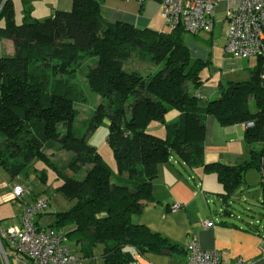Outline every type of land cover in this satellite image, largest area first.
Instances as JSON below:
<instances>
[{
	"label": "trees",
	"instance_id": "1",
	"mask_svg": "<svg viewBox=\"0 0 264 264\" xmlns=\"http://www.w3.org/2000/svg\"><path fill=\"white\" fill-rule=\"evenodd\" d=\"M103 1L72 0L71 9H54L44 20L25 10L21 23L14 19L13 1L2 3L0 41L11 40L13 51L0 54V168L13 179L34 159L48 164L59 180L58 191L74 201L56 211L49 226L69 228L66 235L80 244L84 257L101 246L105 264H124L133 251L178 248L135 218L155 201L152 183L160 162L175 156L189 168L216 173L224 197L244 183L249 168L264 179V57H255L247 80L221 83L217 96L203 100L194 89L203 82L201 71L209 60L191 57L185 31L109 21L100 12ZM133 55L157 69L125 68ZM83 58L85 80L100 101L79 119L77 104L85 92L77 76ZM172 109L179 114L166 121ZM208 114L223 126L253 122L244 131L247 160L204 161ZM103 120L117 171L89 141ZM152 121L163 125L164 135L148 129ZM47 149L71 156L59 164Z\"/></svg>",
	"mask_w": 264,
	"mask_h": 264
},
{
	"label": "crops",
	"instance_id": "2",
	"mask_svg": "<svg viewBox=\"0 0 264 264\" xmlns=\"http://www.w3.org/2000/svg\"><path fill=\"white\" fill-rule=\"evenodd\" d=\"M23 3L24 11L28 10L31 17H34L32 9L37 7L48 16L54 9L69 10L72 7V0H23ZM100 12L109 21H123L138 28L163 30L164 21L158 0H144L142 3L135 0H104ZM222 19L225 20L222 32L225 42L227 21L224 16L220 17V20ZM215 21L214 15V25ZM213 31L214 26L208 33L212 35ZM6 40L12 45L11 40ZM207 40L210 43L212 37ZM224 42L221 47L217 44L207 47L191 40L185 41L192 58L209 60L208 66L201 72L203 82L194 89L203 100L217 96L219 84L237 81L232 77L246 68H249L250 76V70L255 65L250 57L238 58L226 53ZM178 114L177 110L172 109L165 114V120L173 121ZM155 122L152 121L148 129L158 135H164L163 125ZM244 131L242 123L223 126L213 115L208 114L203 131L204 161H220L233 165L247 160L250 157V146L244 140ZM157 169V176L152 183L155 201L146 204L135 218L150 230L167 237L169 241L177 244L178 248L169 252L144 254L133 251V258L124 264H184L190 239L197 240L203 249L217 250L221 258L229 264H264V179L260 171L249 168L245 172L244 183L230 196L224 197L223 186L214 172H205L202 167L189 168L175 156L160 162ZM6 178L5 175L0 189L11 184L6 182ZM16 186L20 184H12V190ZM12 190L0 193V233L8 226L19 225L22 210L36 198L25 200L24 194L13 197ZM249 198L253 202L250 203ZM241 199L246 206L239 211L233 204ZM8 200H11V209L8 208L10 212H4L2 204ZM211 202L213 205H210ZM174 203L180 206L173 209ZM255 206L262 210H256ZM46 211L34 219L35 223L43 228L47 227L40 222ZM9 215L11 219L4 220L9 218ZM53 222L54 220L49 225ZM205 222L207 224H204ZM68 229L62 228L65 231ZM67 238L70 250L82 258L83 264H105L100 255L101 246L94 250L92 256L84 257L80 244L71 237ZM3 245L6 247L5 241ZM9 255V264H35L28 257L16 258L11 253ZM238 260L241 263H238Z\"/></svg>",
	"mask_w": 264,
	"mask_h": 264
},
{
	"label": "built area",
	"instance_id": "3",
	"mask_svg": "<svg viewBox=\"0 0 264 264\" xmlns=\"http://www.w3.org/2000/svg\"><path fill=\"white\" fill-rule=\"evenodd\" d=\"M5 0H0V7ZM143 2L144 0H135ZM161 15L168 29L181 28L186 33L211 32L214 26L215 7L226 2L224 18L227 30L224 51L235 57H264V0H158ZM250 127L252 121L242 122ZM25 189L16 186L13 197H20ZM49 205L46 196L29 202L20 214V224L11 225L0 233V264H9V254L16 258L28 257L35 264H83L82 258L67 245L64 230L43 228L35 217ZM180 205L174 203L173 209ZM204 224H207L206 222ZM5 241L6 247L3 245ZM238 263H241L238 260ZM184 264H229L215 249H203L197 240L187 243Z\"/></svg>",
	"mask_w": 264,
	"mask_h": 264
},
{
	"label": "rangeland",
	"instance_id": "4",
	"mask_svg": "<svg viewBox=\"0 0 264 264\" xmlns=\"http://www.w3.org/2000/svg\"><path fill=\"white\" fill-rule=\"evenodd\" d=\"M13 1V10H14V19L17 23H21L24 18V3L23 0H12ZM227 8L226 2H220L215 7V25L214 31L211 34L208 32H200L197 35H193L192 33H185L184 40L185 41H194L198 42V44H203L207 47H214L216 44L221 47L224 40L222 36V32L224 31L225 20H220V17L225 15ZM32 14L39 20H44L48 14L43 13L39 7L32 9ZM162 31H167L168 28L162 24ZM208 37H212V40H207ZM207 40V41H205ZM13 51V46L6 40L3 39L0 41V54H10ZM235 57V56H233ZM238 58H246V57H238ZM252 63H255L256 58L255 56L250 57ZM88 62L86 58L81 60V66L78 67V76L77 82L80 87L85 92V100L82 103L77 104V108L80 110L79 119L86 117L88 113L93 110L94 107L100 101V97L96 94L88 85L84 77V65H87ZM124 67L127 69H134L138 70L143 73L152 72L157 69V65L149 60H142L137 56H131L125 63ZM206 68V67H205ZM248 71L249 68H246L243 72L241 71L238 74H235L232 77L234 80L243 81L248 78ZM203 73V71H201ZM158 123V122H155ZM163 134H165L164 127L162 128ZM108 122L103 120L100 126L93 132V134L89 137L90 143L98 150L100 155L103 159L109 164V166L114 170L117 171V164L115 158L113 156L112 149L107 141L108 137ZM154 132V131H152ZM155 134H158L154 132ZM46 153L59 164H64L68 161L71 154L66 151H61L58 149H47ZM6 175V179L8 183H11L6 186H2L0 189V193L7 192L8 190H12V184L14 185L16 182L20 184L21 187L25 189V193L23 195L25 200H31L32 198L36 197H43L46 196L49 198V205L48 208L45 210L47 213L43 214L42 221L40 222L41 225L49 227L51 221L54 220V213L60 210H66L70 208L73 204V200L67 199L61 192L58 191L57 187L59 185V180L54 172V170L46 164L42 160L34 159V161L27 166V168L16 178H10L8 173L3 169L0 168V184L3 181V177ZM82 176V175H81ZM28 193V194H27ZM11 200L5 201L2 205L5 209L4 212H10L8 210L11 209L10 202ZM249 202H253L251 198H249ZM9 203V204H7ZM213 205V202L210 203ZM234 208L241 211L243 207L246 206L244 201L237 200L235 204H233ZM256 210L259 209L258 206H255ZM10 217L4 220L11 219Z\"/></svg>",
	"mask_w": 264,
	"mask_h": 264
}]
</instances>
